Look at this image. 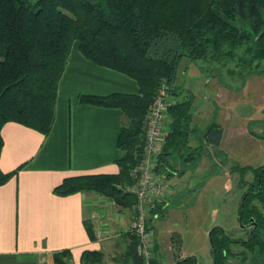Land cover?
Here are the masks:
<instances>
[{"label":"trees","instance_id":"1","mask_svg":"<svg viewBox=\"0 0 264 264\" xmlns=\"http://www.w3.org/2000/svg\"><path fill=\"white\" fill-rule=\"evenodd\" d=\"M75 40L87 59L130 76L138 91L78 95L80 103L121 110L116 144L122 154L115 160L118 172L68 176L53 191L60 195L92 191L112 198L123 208H133L135 196L119 184L134 182L129 172L141 157L146 118L154 99L162 89L169 98L168 128L154 169L164 171L166 177L181 175L185 168L177 169L172 160L176 157L195 164L202 144L189 149L191 138L200 136L201 141L219 145L222 127L212 121L202 133L192 122V92L174 99L178 67L182 60L237 57L248 67L245 75L255 73L250 66L264 60V0H0V151L1 128L8 121L43 134L50 131L58 82ZM241 46H245L246 57L237 54ZM245 170L252 171L253 180L238 207V221L250 227L242 244L248 245L251 253L257 247V256L264 262L260 233L264 221L256 205L250 204L252 198L264 203V164L231 167L238 175ZM16 171L0 169V184ZM158 206L153 210L160 211ZM86 228L94 239L91 223L86 222ZM131 234L127 256L140 264L137 239ZM209 242L213 264H228L229 233L215 225ZM102 256L100 251L84 250L80 259L82 264H95ZM70 259L68 249L54 253L56 264H69ZM186 260L179 259L176 264Z\"/></svg>","mask_w":264,"mask_h":264},{"label":"crops","instance_id":"2","mask_svg":"<svg viewBox=\"0 0 264 264\" xmlns=\"http://www.w3.org/2000/svg\"><path fill=\"white\" fill-rule=\"evenodd\" d=\"M197 79L204 88L209 85L203 78ZM195 84L187 83L185 87L191 89ZM137 91L138 84L130 76L87 59L77 41L71 45L58 82L50 131L43 134L14 121L4 123L0 169L17 171L0 184V264H56L54 253L63 249L71 252L69 264H81L84 250L102 253L117 250L119 254H126L131 243L133 208H123L112 198L92 191L60 195L53 190L68 176L118 172L115 160L122 154L116 144L123 119L121 110L80 103L78 95ZM200 99L194 97L193 124L196 114L205 109L199 104ZM216 105L222 106L219 101H215ZM168 121L166 117L165 132ZM212 121L202 129L194 125L203 133ZM218 125L222 127L219 145L196 138L211 155L198 157L195 164H190L192 171L166 177L164 171L152 168V179L165 186L163 195L153 198L152 202L153 207L161 205L162 208L153 210L154 216L149 221L155 239L154 264H176V258L185 260L189 256H193L194 264L199 262L195 252L182 250L180 240L190 221L197 223V207L208 180L204 178L205 181L200 182L205 184L193 186L187 185L185 180L195 176L200 179L207 173L209 179L219 175L215 154L225 142H231L233 136H227L224 124ZM207 159L210 165L204 170ZM191 199L196 201L191 204ZM86 222L92 225L94 239L88 234ZM176 235L179 236L178 252L172 247ZM126 260H122V264H126Z\"/></svg>","mask_w":264,"mask_h":264},{"label":"rangeland","instance_id":"3","mask_svg":"<svg viewBox=\"0 0 264 264\" xmlns=\"http://www.w3.org/2000/svg\"><path fill=\"white\" fill-rule=\"evenodd\" d=\"M73 43H77V40ZM236 51L237 54L247 56L245 55V46L237 48ZM244 63L237 57L218 61L182 60L178 67L176 83L179 85H177V94L174 95V99L185 98L190 92L194 97H200L201 103L199 104H203L205 109H203V112L196 114L197 118L194 120V124L202 129L213 119L215 123L225 125L229 138L230 135L233 136L232 139L230 138L231 142H225L222 149L215 154L218 156L215 166L219 175L209 179L208 171H206L207 174L201 176L200 179L199 176H195L197 178L191 177V179L185 180V182H188L187 185L192 186L203 185L205 183H201L200 180H208L205 184V192L200 198L199 206L196 205L198 206L197 223L190 221L187 229L183 226V230L186 231L184 230L180 240L183 251L196 253L199 261L197 264H213L209 232L215 225L223 227L229 233L232 241L228 264H264L257 256V247L251 253L248 245L242 244V241L247 239L250 227L248 225L243 226L238 221V207L244 192L250 189L253 180L252 171L245 170L243 174L240 172L239 175L231 171L234 164L251 167L264 164V60H260L258 63L254 61L250 66V70L255 71V73L249 75H245L248 67H245ZM255 64H258V66H255ZM196 77L203 78L204 82H209V85L204 88L201 86L202 84L198 83L200 81H197ZM187 83L196 84L189 89L185 87ZM182 84L184 85L182 86ZM217 92L222 95L218 97ZM206 97L210 98L207 100ZM215 101L217 103L219 101L222 106H215ZM194 111V108H192L193 116ZM196 138L201 139L200 136H193L189 142V149L199 143ZM204 154L211 155L202 144L197 157L202 158ZM174 159L172 163L177 169L185 168L184 173L191 169L190 161L185 163L181 158L175 157ZM209 161L210 159L206 160L204 170L209 168L207 167L210 165ZM154 164L151 165L152 168H154ZM240 179L243 181H240ZM129 184L122 183L119 186L125 191ZM195 201L190 200L191 204ZM250 204L256 205L264 221V203L259 199L252 198ZM189 211L192 212L193 209L191 208ZM260 233L264 237V230H261ZM178 240L179 236L176 235V239L172 241V247L176 252L179 249ZM127 252L128 250H126V254H119L117 250L107 251L103 253L102 260L95 264H122V260L125 258H127L126 264H134L132 258L128 259ZM177 260L179 259L176 258ZM180 260L184 259L181 258ZM192 261L193 257L192 260H186L184 263L182 261L180 264H191Z\"/></svg>","mask_w":264,"mask_h":264},{"label":"built area","instance_id":"4","mask_svg":"<svg viewBox=\"0 0 264 264\" xmlns=\"http://www.w3.org/2000/svg\"><path fill=\"white\" fill-rule=\"evenodd\" d=\"M169 98L162 89L150 107L145 127V140L141 157L131 168L130 175L134 182L127 185L126 192L135 196L134 215L131 221V232L137 239L136 252L141 264H154L155 239L149 221L153 218V198L161 197L164 184L151 177L152 166L163 143L164 120L167 117Z\"/></svg>","mask_w":264,"mask_h":264},{"label":"flooded vegetation","instance_id":"5","mask_svg":"<svg viewBox=\"0 0 264 264\" xmlns=\"http://www.w3.org/2000/svg\"><path fill=\"white\" fill-rule=\"evenodd\" d=\"M194 261V260H193ZM192 261V264H194V262Z\"/></svg>","mask_w":264,"mask_h":264},{"label":"water","instance_id":"6","mask_svg":"<svg viewBox=\"0 0 264 264\" xmlns=\"http://www.w3.org/2000/svg\"><path fill=\"white\" fill-rule=\"evenodd\" d=\"M210 233V232H209ZM186 259V258H185Z\"/></svg>","mask_w":264,"mask_h":264}]
</instances>
